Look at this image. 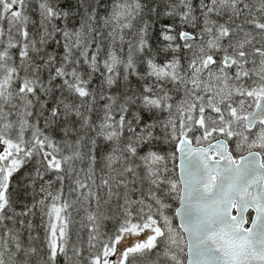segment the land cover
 Listing matches in <instances>:
<instances>
[{"label": "snow or ice", "instance_id": "snow-or-ice-1", "mask_svg": "<svg viewBox=\"0 0 264 264\" xmlns=\"http://www.w3.org/2000/svg\"><path fill=\"white\" fill-rule=\"evenodd\" d=\"M0 264H264V0H0Z\"/></svg>", "mask_w": 264, "mask_h": 264}, {"label": "trees", "instance_id": "trees-1", "mask_svg": "<svg viewBox=\"0 0 264 264\" xmlns=\"http://www.w3.org/2000/svg\"><path fill=\"white\" fill-rule=\"evenodd\" d=\"M6 27H7V25L5 24V28H6ZM39 223H40V221H39V217H37L36 224L39 225ZM74 225H76V224H73L72 227H73ZM72 231H73V240H75V233H76V230H73V229H72ZM33 234L36 235L37 233L34 232ZM39 235L41 236V238L43 237V229H42V228L39 229ZM84 242H85V247H86V244H87V233H86V232L84 233Z\"/></svg>", "mask_w": 264, "mask_h": 264}, {"label": "rangeland", "instance_id": "rangeland-1", "mask_svg": "<svg viewBox=\"0 0 264 264\" xmlns=\"http://www.w3.org/2000/svg\"><path fill=\"white\" fill-rule=\"evenodd\" d=\"M74 224H76V225H74V226L72 227V229H73V230H77V229L79 228V224H78V223H74Z\"/></svg>", "mask_w": 264, "mask_h": 264}]
</instances>
